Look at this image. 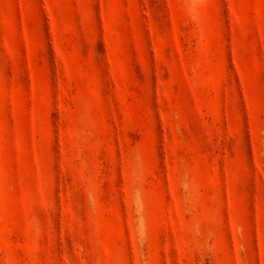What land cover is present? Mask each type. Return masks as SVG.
I'll return each mask as SVG.
<instances>
[{
  "label": "rangeland",
  "instance_id": "rangeland-1",
  "mask_svg": "<svg viewBox=\"0 0 264 264\" xmlns=\"http://www.w3.org/2000/svg\"><path fill=\"white\" fill-rule=\"evenodd\" d=\"M0 264H264V0H0Z\"/></svg>",
  "mask_w": 264,
  "mask_h": 264
}]
</instances>
